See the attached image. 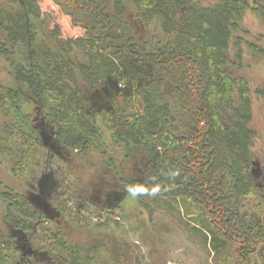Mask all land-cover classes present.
Segmentation results:
<instances>
[{
	"label": "trees",
	"instance_id": "16d2710c",
	"mask_svg": "<svg viewBox=\"0 0 264 264\" xmlns=\"http://www.w3.org/2000/svg\"><path fill=\"white\" fill-rule=\"evenodd\" d=\"M1 1L0 29L7 43L0 42V59L13 83L0 82V114L10 122L0 135V156L12 176L22 180L26 163L40 158L41 142L28 113L37 105L78 162L66 167L79 184L94 183L99 166L113 169L146 220L155 211L174 215L202 237L219 264H232L221 259L231 249L237 264H250L251 257L264 261V187L251 175L256 138L250 128L251 90L246 79L224 70L230 46L234 62L241 64L244 50L235 33L245 13L253 12L264 25V0H53L72 26L84 30L61 44L51 38L59 36L58 28L45 33L37 0ZM128 12L142 22V37ZM72 46L87 55V65L72 60ZM95 90L110 107L86 111L85 104L99 105ZM255 92L264 99V89ZM125 104L132 109L126 115ZM120 159L138 162L141 171L127 178ZM72 164L90 175L72 174ZM250 197L258 200L255 208ZM15 198L0 183L1 219L8 227L14 225ZM180 200L188 201L187 219ZM192 207L200 216L197 225L190 222ZM25 209L19 206V212ZM116 237L115 260L138 264L136 249L131 245L135 253H123ZM13 249L10 232L1 230L0 264L14 263ZM89 254L80 247L71 257L75 264H88Z\"/></svg>",
	"mask_w": 264,
	"mask_h": 264
},
{
	"label": "rangeland",
	"instance_id": "374dc122",
	"mask_svg": "<svg viewBox=\"0 0 264 264\" xmlns=\"http://www.w3.org/2000/svg\"><path fill=\"white\" fill-rule=\"evenodd\" d=\"M37 1L42 11L45 33L52 35V30L58 28L54 31L58 32L57 34L59 36L56 37V39L53 36L51 37L57 44L63 43L64 40L74 39L75 37L83 35L84 30L81 27L72 26L69 16L62 13L53 0ZM214 1L215 0H209V2ZM0 4H2L1 0ZM127 17L135 33L141 35L142 37L145 32L142 22H139L132 12H128ZM235 35L239 36L242 40L244 55L241 59V64L238 65L235 63V48L230 46L228 51L229 62L224 67V70L232 77H242L246 79L249 84L252 99V120L250 128L254 130L256 134V138L254 139L251 148V175L256 184L264 187V99L260 92H255L256 90L264 89V53L259 54L255 49L250 51L246 47V44L243 43L247 41L264 51V25L260 23L259 19L253 12L247 11L244 15V19L240 23V30L236 32ZM0 42L7 43L5 32L1 29ZM71 58L76 64L87 65L88 63L87 55L83 53L81 49L74 46L71 47ZM76 79L77 85L81 89V93L87 97L88 90L82 86L81 78L78 77L77 71ZM0 82L2 85H11L13 83L8 72V67L2 59H0ZM93 99H99L98 104L100 106L108 104L107 101L99 97L96 98L94 96ZM91 104L93 103H90V105ZM34 108V105H30L28 107V113L31 111V114H29L32 118H35V123H37L40 121L41 117L35 113L36 111ZM131 110L130 105L125 104V113H131ZM9 123L10 122H8L7 118L0 114V135L3 136L4 126ZM38 129L40 130V127ZM44 130L46 131V129ZM0 160L2 161V163H0V183L3 186H7L18 191V182L9 173L8 164L4 163L2 156H0ZM75 163L78 164L76 160ZM118 164L126 170L125 176L127 178L129 176H133L134 178L136 177L135 175L141 171L138 162L135 161L121 162L120 159L118 160ZM97 165L99 166V163ZM102 169L104 168L101 166H99V169L96 171L92 169L95 173H98L96 174L94 183L92 184H94V187H99L101 185L104 189L107 181L101 174ZM85 175L89 176L90 173L83 174L82 178L85 179L88 177ZM64 177L66 181L63 186H66V184L67 186L69 185V191L71 192L72 198H68L67 191L65 190L63 199H66L68 205H70L69 203H72V205L76 206L77 203H80V200L77 199V194L79 195L80 190L73 187L76 182V177L72 175H65ZM91 179H93V177ZM115 180L116 182L113 181L114 185L117 184V179ZM111 181L112 179L110 177L109 182ZM65 188L67 189L68 187ZM28 191L32 190H27V192ZM57 193H60L59 189L57 190ZM52 195L54 198V194ZM127 196L128 195H126L123 200L113 207L110 219L114 221L111 225L113 226V233L117 236L116 239L119 242H121V239L124 241L128 240V242H130V246L132 245L133 248L136 249V253L139 255L138 264H219L218 260L213 259L212 251L209 246L203 242L202 237L188 231L174 215L168 213L162 214L155 211L152 213V219L146 220V212L142 211L141 208L138 207L132 200H129ZM247 199L251 208H255L258 204V200L254 197ZM74 201L76 204H74ZM187 202V200H184V202L180 200L178 203L184 219H187V215L184 213V206H186ZM93 205H96V203L94 202ZM1 208L2 204L0 201V231H9V227L2 222ZM94 208L95 207L92 206L90 208L91 211L88 212L86 209L76 207L77 218L75 222L83 224V222L91 221V225L88 224L85 226L87 229H91V227H93L92 221L95 220L98 213V211ZM124 215L132 216L128 221L123 217ZM202 215L206 216L204 211H202ZM83 216H86L87 218L83 219ZM97 219L100 221L99 218ZM190 219V222L194 225H197L200 219L198 211L193 207L190 211ZM230 251L231 252H228L226 257L225 255L221 256L222 261H230L232 264H237L233 249ZM140 258L142 260H140ZM116 261L122 262L118 257L116 258ZM128 264H131L130 260H128ZM250 264H264V261L259 258L255 259L254 257H251Z\"/></svg>",
	"mask_w": 264,
	"mask_h": 264
},
{
	"label": "flooded vegetation",
	"instance_id": "af4514ba",
	"mask_svg": "<svg viewBox=\"0 0 264 264\" xmlns=\"http://www.w3.org/2000/svg\"><path fill=\"white\" fill-rule=\"evenodd\" d=\"M16 58L19 60L22 56L17 53ZM34 106L35 113L41 117L40 121L35 123V118L30 115L32 126L41 142L40 158L26 163L28 171L22 180L12 176L18 182V191L10 188L16 194L15 212L12 215L14 225L9 226L11 242L14 246L13 264H73L71 254L78 252L80 247H87L91 252L89 254L91 259L86 260L88 264H114V261L117 264H128L126 260L118 262L114 258V233L111 225L114 221L110 219L113 207L126 197L128 187L119 183L113 169H102L101 174L107 181L105 188L103 189L101 185L94 187V184H79L76 181L78 184L75 183L73 187L80 190L79 195L77 194L80 203L76 206L72 203L68 205L66 199H63L65 190L69 199L72 196L69 185L63 186L66 181L64 176L65 173L68 175L66 165L75 161L74 156L61 144L56 136L54 123L50 122L47 114L37 105ZM96 106L105 109L94 104H85L84 108L88 111ZM117 108L119 109L120 106ZM29 113L31 114V111ZM122 113L126 115L124 107ZM42 138L45 139V144ZM73 167L75 170L70 169V171L75 174V171L79 170L74 165ZM123 171L126 170L123 168ZM81 173L89 174V171L85 170ZM110 177L111 182H109ZM115 179L117 184L114 185ZM58 189L60 193H57ZM27 190L32 191L27 192ZM120 197L122 198L118 201ZM19 198H23L25 203ZM94 202L96 205H93ZM19 206L26 208V214L19 212ZM92 206L98 213L92 221L93 227L87 229L85 226L91 225V221L83 224L75 222L77 218L75 208L79 207L90 212ZM86 218L83 216V219ZM129 243L128 240H121L119 243L123 253H126L127 249L134 252L135 248L130 249ZM76 264L79 262L77 261Z\"/></svg>",
	"mask_w": 264,
	"mask_h": 264
},
{
	"label": "water",
	"instance_id": "95a60500",
	"mask_svg": "<svg viewBox=\"0 0 264 264\" xmlns=\"http://www.w3.org/2000/svg\"><path fill=\"white\" fill-rule=\"evenodd\" d=\"M93 94H95V95H93V96H97L96 94H97V90H95V91H93ZM99 97V96H98ZM108 103V102H107ZM103 107H106V108H109L110 107V105L109 104H107V105H105V106H103ZM42 137V136H41ZM42 140H43V144H45V139L44 138H42ZM122 197H120L119 199H118V201L121 199Z\"/></svg>",
	"mask_w": 264,
	"mask_h": 264
},
{
	"label": "clouds",
	"instance_id": "9594fccd",
	"mask_svg": "<svg viewBox=\"0 0 264 264\" xmlns=\"http://www.w3.org/2000/svg\"><path fill=\"white\" fill-rule=\"evenodd\" d=\"M158 191H159V189L158 188H155V189L152 190L151 194L152 195H155Z\"/></svg>",
	"mask_w": 264,
	"mask_h": 264
},
{
	"label": "bare ground",
	"instance_id": "6f19581e",
	"mask_svg": "<svg viewBox=\"0 0 264 264\" xmlns=\"http://www.w3.org/2000/svg\"><path fill=\"white\" fill-rule=\"evenodd\" d=\"M10 40V39H9ZM14 41V40H13ZM10 44V43H9ZM12 51V50H11Z\"/></svg>",
	"mask_w": 264,
	"mask_h": 264
}]
</instances>
